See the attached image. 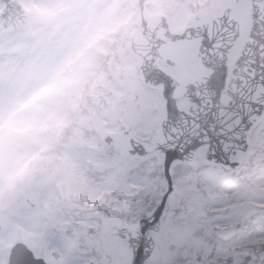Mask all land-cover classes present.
Wrapping results in <instances>:
<instances>
[{
    "label": "rangeland",
    "instance_id": "rangeland-1",
    "mask_svg": "<svg viewBox=\"0 0 264 264\" xmlns=\"http://www.w3.org/2000/svg\"><path fill=\"white\" fill-rule=\"evenodd\" d=\"M20 1L27 10L25 24L10 32L0 27V216L9 217L11 224L1 236L0 264H6V247L17 239L49 263L94 264L86 257L95 255L99 261L101 238L126 216L130 205L122 186L125 152L107 145L110 134L141 135L151 146V133L162 117L163 98L157 88L141 83L128 49L129 35L136 30L138 0ZM216 1L220 7L231 4L230 0H146L145 6L152 16L166 12L172 29L179 31L199 8ZM4 6L0 4V13ZM233 11L243 32L231 50L229 71L251 24L248 1ZM98 35L105 39L99 42ZM187 60L177 62L185 65ZM200 67L196 64L195 73L206 71ZM179 83L184 84L182 77ZM43 86L50 89L40 90ZM24 101L27 107L13 118ZM186 104L182 101L181 106ZM101 111H115L119 122L111 124L109 119H115H107ZM159 160L162 179L160 154ZM47 173L55 180L34 189L39 208L23 207L25 196L31 203L28 193L34 181ZM259 186H264V173L257 171L223 193L231 203L219 228L233 224L244 233L223 241L227 250L238 254L231 257L233 264H250L264 251V195ZM79 196H85L89 205L82 204ZM81 253L87 256L76 261Z\"/></svg>",
    "mask_w": 264,
    "mask_h": 264
},
{
    "label": "snow or ice",
    "instance_id": "snow-or-ice-1",
    "mask_svg": "<svg viewBox=\"0 0 264 264\" xmlns=\"http://www.w3.org/2000/svg\"><path fill=\"white\" fill-rule=\"evenodd\" d=\"M171 120L167 147L157 146L162 179L159 151L129 138L122 177L129 211L101 241L103 264H233L238 255L218 230L231 203L223 193L264 173V96L195 135L178 114ZM250 264H264V256Z\"/></svg>",
    "mask_w": 264,
    "mask_h": 264
},
{
    "label": "water",
    "instance_id": "water-1",
    "mask_svg": "<svg viewBox=\"0 0 264 264\" xmlns=\"http://www.w3.org/2000/svg\"><path fill=\"white\" fill-rule=\"evenodd\" d=\"M251 1L253 34L247 45L244 47V51L238 60V70L234 75L233 82L229 86V93L224 97L218 95L222 88V84L218 85L222 71L219 66H211L215 72L205 80V83L202 84L201 81H198L197 83H189L182 87L184 93L187 94L191 91L194 93L195 97L198 98L196 100H199L196 108H189L187 112L178 114L179 126L191 135H195L197 131L203 130L204 124L207 123L208 127L211 128L212 123H210V121L221 122V118L227 119L228 117L235 115L241 108L246 109L250 101L257 100L261 96H264V0ZM140 20L144 26V33L138 34L134 38V47L137 50L140 49L142 41L152 40L155 29L163 24L161 18L147 21L143 9L140 15ZM223 25L219 23L217 27L223 28L227 34L229 31H239V28L235 26L234 21L229 14H225ZM196 30L197 29H194V31ZM218 36L220 38L224 37L223 31L220 32ZM235 36L237 37L238 34ZM164 43L165 41L160 39L159 56H161ZM148 48L149 52L144 57L143 66L141 65L146 80L152 82L154 79L159 81L162 80L167 88L166 96L168 97V93L173 92L177 87V84L163 76L154 66L152 67L150 61L155 57L157 50L154 41L149 44ZM169 101L171 102V100ZM174 111V105L169 103L166 120L167 123L158 138V143L165 147H167V145H165V140L170 138L168 133L169 127L172 123L171 116L176 114ZM32 261L39 260H33L30 257V254L23 248L13 250L10 258V264H31Z\"/></svg>",
    "mask_w": 264,
    "mask_h": 264
},
{
    "label": "bare ground",
    "instance_id": "bare-ground-1",
    "mask_svg": "<svg viewBox=\"0 0 264 264\" xmlns=\"http://www.w3.org/2000/svg\"><path fill=\"white\" fill-rule=\"evenodd\" d=\"M164 52H166L165 49H164ZM180 72L183 73V74H187L184 69H182V70L180 69ZM193 80H195V79H193Z\"/></svg>",
    "mask_w": 264,
    "mask_h": 264
}]
</instances>
